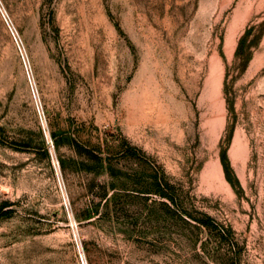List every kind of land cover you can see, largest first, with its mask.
<instances>
[{
  "label": "rangeland",
  "instance_id": "374dc122",
  "mask_svg": "<svg viewBox=\"0 0 264 264\" xmlns=\"http://www.w3.org/2000/svg\"><path fill=\"white\" fill-rule=\"evenodd\" d=\"M0 6V264H264V0Z\"/></svg>",
  "mask_w": 264,
  "mask_h": 264
},
{
  "label": "trees",
  "instance_id": "16d2710c",
  "mask_svg": "<svg viewBox=\"0 0 264 264\" xmlns=\"http://www.w3.org/2000/svg\"><path fill=\"white\" fill-rule=\"evenodd\" d=\"M1 134H2V132H1V127H0V142H2V140H1V139H2V138H1ZM10 143H12L13 145H18V143H16V142H10ZM19 145H21V144H19ZM22 145H25V144H22ZM220 158H221V162H222V164H223V167H224L225 173H228L229 168H228V165H227V163H226L227 158H226L225 152H222V153H221ZM156 185H157V189H158L159 192H161V193H165L166 195H170V194H168L167 191H164L160 179L157 181ZM6 203H7V202H4V203L0 204V208H2ZM9 211H10V210H5L4 213L7 214Z\"/></svg>",
  "mask_w": 264,
  "mask_h": 264
},
{
  "label": "bare ground",
  "instance_id": "6f19581e",
  "mask_svg": "<svg viewBox=\"0 0 264 264\" xmlns=\"http://www.w3.org/2000/svg\"><path fill=\"white\" fill-rule=\"evenodd\" d=\"M0 11L2 12V14L4 15V17H5V18L7 19V21H8V24H9L11 30H12V36H13V39L15 40V43L17 44V46H18V48H19V52H20V54H21V56H22L23 62H24L25 65H26V58H25L24 52H23V50H22V47L20 46L19 40H18V38H17V35H16L15 31L13 30V27H12L10 21L8 20L7 15H6V14L4 13V11L2 10L1 6H0ZM229 47H230V45L227 46V49H228ZM30 83L32 84V80H31V79H30ZM31 86H32V85H31ZM32 88H33V87H32ZM37 108H38V110L40 109L39 107H37ZM39 112H40V110H39ZM40 116H41V115H40ZM84 264H85V262H84Z\"/></svg>",
  "mask_w": 264,
  "mask_h": 264
},
{
  "label": "built area",
  "instance_id": "2783aa9c",
  "mask_svg": "<svg viewBox=\"0 0 264 264\" xmlns=\"http://www.w3.org/2000/svg\"><path fill=\"white\" fill-rule=\"evenodd\" d=\"M3 17H4V15H3ZM4 20H5L6 24H7V26L9 27V29H10V31H11V34H12V30H11V28H10V26H9V24H8V21H7V19H6L5 17H4ZM43 129H44V131H45L44 125H43ZM45 135H46V133H45ZM80 260H81V263L84 264V260H83V258H82V256H81V254H80Z\"/></svg>",
  "mask_w": 264,
  "mask_h": 264
}]
</instances>
